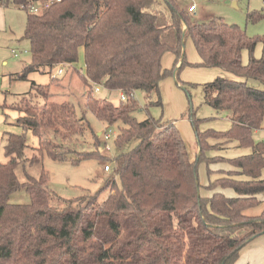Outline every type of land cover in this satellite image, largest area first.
Segmentation results:
<instances>
[{
    "label": "trees",
    "instance_id": "trees-1",
    "mask_svg": "<svg viewBox=\"0 0 264 264\" xmlns=\"http://www.w3.org/2000/svg\"><path fill=\"white\" fill-rule=\"evenodd\" d=\"M32 5L41 10L30 11ZM0 6L26 11L24 37L31 61L13 77L27 79L34 71L49 74L59 62L73 67L82 51L79 74L88 86L83 111H91L106 126L117 125V148L135 143L111 158L103 200L97 193L82 195L61 199L66 204L59 207L52 203L56 194L47 187L44 170L35 178L23 167L26 181L18 179L25 136L4 132L0 264H234L241 248L264 234V207L258 215L244 214L264 192V141L254 143L252 138L264 118V88L246 82L252 79L264 87V56L252 54L258 42L264 50V36L249 37L222 19L197 21L175 0H0ZM187 37L200 58L196 65L220 68L236 77L217 76L203 84L204 102L217 113L228 111L231 125L200 131L192 120L198 147L193 160L175 122L151 116L137 120L133 98L142 90L155 93L156 104H161V78L168 73L177 76L188 64ZM242 50L249 54L246 64ZM167 52L175 56L170 70L161 65ZM93 84L118 90L126 99L114 104L98 98ZM31 88L20 101L0 105L18 112L17 125L38 138L42 129L51 127L58 132L63 128L64 139L82 132L84 115L76 117L68 102L49 100L50 83L31 81ZM209 139L217 141L210 144ZM232 140L251 146L252 152L229 159L204 157L206 150ZM43 149L35 148L28 165L40 161ZM91 155L94 152L85 157ZM201 161L209 176L215 172L209 168L214 161H225L237 170H219L202 186L197 170ZM22 187L30 201L9 202V195ZM201 188L208 194L202 195ZM227 188L233 196L223 193Z\"/></svg>",
    "mask_w": 264,
    "mask_h": 264
},
{
    "label": "rangeland",
    "instance_id": "rangeland-1",
    "mask_svg": "<svg viewBox=\"0 0 264 264\" xmlns=\"http://www.w3.org/2000/svg\"><path fill=\"white\" fill-rule=\"evenodd\" d=\"M177 4L187 10L190 5L195 9L189 13L197 21H208L209 19H222L229 24H236L246 35L252 38L264 36V0H175ZM41 8H39V11ZM251 13V17H248ZM260 15V16H259ZM26 11L19 6H12L6 9L7 25L0 29V105H11L13 102L20 101L23 95L32 90L31 81L40 84L50 83L49 100L56 102H68L73 105L76 117L84 115L86 125L80 133L62 137L63 128L60 132L54 128L41 130L38 138L31 130L23 129L15 123L18 112L10 107L0 106V136L4 131L14 134H24L27 148L24 152L25 159L20 160L16 168V174L21 182L26 181L23 167L29 175L37 178L44 170L47 175V187L56 194L52 200L53 205L64 206L66 202L62 200L74 199L78 196L97 193V199L103 200L108 188L105 186L110 171H104V164H113L111 158L120 150L126 151L134 146V142H129L117 148L114 139L118 132L117 125L106 126L95 115L87 110L83 111L88 86L80 78L83 69L82 51L79 52L78 61L73 67L58 78H54L47 72L34 71L27 75V79H17L14 74L21 70L31 61L29 52V41L24 37ZM14 51L16 55L13 54ZM184 52L186 63L179 74L173 73L164 75L160 80L159 91L161 104H156L157 95L137 90L133 98L137 103L134 116L137 120H143L148 116L155 119L174 121L180 131L190 158L195 157L194 126L192 120L196 121L198 130L205 129L226 130L229 128L228 119L230 113L221 111L217 113L210 105L203 100V84L214 80L217 76H227L236 79L233 74L223 73L220 68L204 67L196 65L199 56L193 46L190 37L184 42ZM254 57L264 56V50L260 42L257 43L253 51ZM249 60L247 50H242V62L246 64ZM191 63V64H190ZM161 65L164 69H172L175 65V56L172 52L162 56ZM222 73V75H221ZM247 84L259 89L264 87L252 79L246 80ZM93 95L104 98L114 104L120 102V91L107 89L99 86V91H94ZM192 112H191V111ZM193 113V119L190 118ZM110 133L111 140H108L110 150H105V142L102 133ZM100 133V134H99ZM96 138L98 145H95ZM254 143L264 141V118L260 127L253 132ZM217 140L209 139L213 144ZM196 145V146H195ZM43 147L42 157L39 162L29 164L30 158L37 153L35 148ZM34 148V149H33ZM54 152L58 158H53L48 151ZM85 157L87 153H93ZM252 152L251 146H241L237 141L232 140L228 143L213 147L204 152V157L222 156L224 159L249 154ZM6 158L0 152V161ZM76 162H73L75 161ZM228 165L225 161H214L210 165ZM199 183L208 182L217 177L214 172L210 176L207 174L206 163L201 161L197 167ZM243 178L244 176H240ZM261 178H264V167L261 171ZM59 198V199H58ZM62 199V200H61ZM258 202L245 209L246 215H258L264 207V192L257 195ZM30 197L25 188L13 191L9 195L11 203H28Z\"/></svg>",
    "mask_w": 264,
    "mask_h": 264
},
{
    "label": "crops",
    "instance_id": "crops-1",
    "mask_svg": "<svg viewBox=\"0 0 264 264\" xmlns=\"http://www.w3.org/2000/svg\"><path fill=\"white\" fill-rule=\"evenodd\" d=\"M7 8H10V7H7ZM7 8L0 6V29H4L5 26L7 25V20H6V9ZM167 53H169V52H167ZM199 61H197V62H199ZM223 73H225V72L223 71ZM221 75H222V73H221ZM225 77H227V76L225 75ZM30 85H31V83H30ZM228 119H229V117H228ZM229 121H230V119H229ZM229 123L231 125V121ZM4 132H6V131H4ZM3 143H4V136L2 134V137L0 136V152L2 150V153L4 154L3 148H2ZM197 151H198V147L196 146L195 147V157H196ZM195 157L191 158V159L193 160V159H195ZM209 168L212 171H215V172H217L219 170H224V171L225 170L226 171L237 170L236 168L230 166L229 164L228 165H223V164H221V165H217V164L210 165L209 164ZM207 183L208 182L205 181L204 183H201V185L205 186ZM200 192H201L202 195H207L208 194V192L206 190H204L203 188L200 189ZM223 193L228 195V196H233L234 195L233 190H231L229 188L223 189ZM234 264H264V234H260V235L256 236L251 241H249L247 244H245L241 248V250L239 252V255H238V258L236 259Z\"/></svg>",
    "mask_w": 264,
    "mask_h": 264
},
{
    "label": "built area",
    "instance_id": "built-area-1",
    "mask_svg": "<svg viewBox=\"0 0 264 264\" xmlns=\"http://www.w3.org/2000/svg\"><path fill=\"white\" fill-rule=\"evenodd\" d=\"M194 9H195L194 5H190L188 7V11L189 12H193ZM30 11H32V12H38L39 11V8L37 6L32 5V6H30ZM12 52H13L14 55H16V53L14 51H12ZM71 68H72V65L71 64L66 63V62H59V63L55 64L52 67L50 75L52 77L56 78L58 76L63 75L64 73H66ZM99 86L100 85H98V84H94V88H93L94 91H99L100 90ZM120 99H122V100L123 99L124 100L126 99L125 94H123L122 92H120ZM102 137H103V140L105 142L104 149L105 150H110V147H109L108 142H107L108 140H111L110 133L104 131L102 133ZM103 168H104V171H110L111 170L110 169V164H108V163H105L104 166H103Z\"/></svg>",
    "mask_w": 264,
    "mask_h": 264
},
{
    "label": "water",
    "instance_id": "water-1",
    "mask_svg": "<svg viewBox=\"0 0 264 264\" xmlns=\"http://www.w3.org/2000/svg\"><path fill=\"white\" fill-rule=\"evenodd\" d=\"M100 134V133H99Z\"/></svg>",
    "mask_w": 264,
    "mask_h": 264
}]
</instances>
